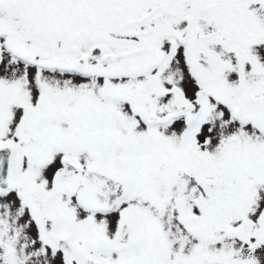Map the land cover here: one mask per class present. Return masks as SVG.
Here are the masks:
<instances>
[{
  "label": "snow or ice",
  "instance_id": "snow-or-ice-1",
  "mask_svg": "<svg viewBox=\"0 0 264 264\" xmlns=\"http://www.w3.org/2000/svg\"><path fill=\"white\" fill-rule=\"evenodd\" d=\"M0 264H264V0H0Z\"/></svg>",
  "mask_w": 264,
  "mask_h": 264
}]
</instances>
